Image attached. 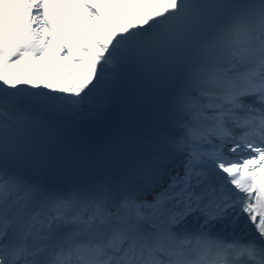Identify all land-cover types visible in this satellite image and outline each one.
Returning <instances> with one entry per match:
<instances>
[{
  "label": "snow or ice",
  "instance_id": "snow-or-ice-1",
  "mask_svg": "<svg viewBox=\"0 0 264 264\" xmlns=\"http://www.w3.org/2000/svg\"><path fill=\"white\" fill-rule=\"evenodd\" d=\"M0 264H264V0H0Z\"/></svg>",
  "mask_w": 264,
  "mask_h": 264
}]
</instances>
